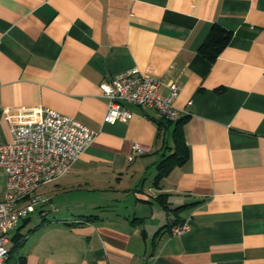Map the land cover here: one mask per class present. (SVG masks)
<instances>
[{
  "label": "crops",
  "instance_id": "1",
  "mask_svg": "<svg viewBox=\"0 0 264 264\" xmlns=\"http://www.w3.org/2000/svg\"><path fill=\"white\" fill-rule=\"evenodd\" d=\"M214 25L232 38L210 62ZM132 67L164 97L177 83L190 113L189 159L159 188L144 176L174 152L179 120L161 128L130 105L128 122H104L101 84ZM40 108L97 137L38 190L47 203L10 233L14 264H264V0H0V145L13 140L5 109L24 122ZM135 144L147 153L129 162Z\"/></svg>",
  "mask_w": 264,
  "mask_h": 264
},
{
  "label": "built area",
  "instance_id": "2",
  "mask_svg": "<svg viewBox=\"0 0 264 264\" xmlns=\"http://www.w3.org/2000/svg\"><path fill=\"white\" fill-rule=\"evenodd\" d=\"M162 81L143 73L138 67L129 68L113 79L101 84L102 95L108 100L104 122L115 125L128 122L133 112L128 106L154 110L160 119L176 121L190 113L175 107L180 87L168 84L169 94H161ZM16 110L5 109L3 113L10 122L13 136L11 142L0 145V168L6 174V189L0 201V264H9L10 233L22 219L29 218L47 199L36 195L43 186L66 175L81 154L96 140L97 133L74 118L51 110H36L33 121H10ZM21 112V111H20ZM147 149L139 144L133 146L132 162L136 154ZM186 226L173 229L174 234L183 233Z\"/></svg>",
  "mask_w": 264,
  "mask_h": 264
},
{
  "label": "trees",
  "instance_id": "3",
  "mask_svg": "<svg viewBox=\"0 0 264 264\" xmlns=\"http://www.w3.org/2000/svg\"><path fill=\"white\" fill-rule=\"evenodd\" d=\"M232 38V32L220 27L219 25H214L208 37L202 44L200 48V54L205 57L210 62H214L223 49L229 44ZM161 128L162 126L172 123V121H166L161 119ZM184 119H181L177 122L176 129L174 130L173 140H174V152L170 156L164 157L158 163V175L155 179V186L160 187V182L167 177L171 171L178 166L184 165L189 159V152L187 146L184 142V136L181 130V125L183 124ZM167 195L161 194L159 200L165 203V198ZM182 207L176 208L175 211L179 212ZM13 250H10L9 264L11 263V254ZM26 260L24 257L21 258V264H25Z\"/></svg>",
  "mask_w": 264,
  "mask_h": 264
},
{
  "label": "rangeland",
  "instance_id": "4",
  "mask_svg": "<svg viewBox=\"0 0 264 264\" xmlns=\"http://www.w3.org/2000/svg\"><path fill=\"white\" fill-rule=\"evenodd\" d=\"M160 161V160H159ZM158 161V163H159ZM158 163L155 165V167H153L155 170H158L157 166H158ZM158 175V171L157 172H153L151 173V171H149L145 176H144V179H145V182H147V185H152L154 180L156 179ZM5 185H6V174L4 172L3 169L0 168V200L2 199L3 197V194H4V191H5ZM177 207H172V209H176ZM171 216H172V213H169ZM31 217H33L34 219H36L37 217V214L34 213L31 215ZM15 259H17V254L15 255V258L12 259L11 263L10 264H14V261Z\"/></svg>",
  "mask_w": 264,
  "mask_h": 264
}]
</instances>
